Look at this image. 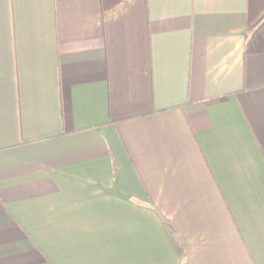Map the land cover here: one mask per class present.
<instances>
[{
	"label": "crops",
	"instance_id": "crops-1",
	"mask_svg": "<svg viewBox=\"0 0 264 264\" xmlns=\"http://www.w3.org/2000/svg\"><path fill=\"white\" fill-rule=\"evenodd\" d=\"M263 15L0 0V264H264Z\"/></svg>",
	"mask_w": 264,
	"mask_h": 264
},
{
	"label": "trees",
	"instance_id": "trees-1",
	"mask_svg": "<svg viewBox=\"0 0 264 264\" xmlns=\"http://www.w3.org/2000/svg\"><path fill=\"white\" fill-rule=\"evenodd\" d=\"M264 25V15H263V18L261 20H259V22H257L255 24V26L253 27V34L258 32L260 30V28H262ZM166 227H168V225H165ZM167 229H170L171 228H167ZM174 241H175V245H176V248H177V251L179 254L182 253V245H180V243L174 238Z\"/></svg>",
	"mask_w": 264,
	"mask_h": 264
}]
</instances>
